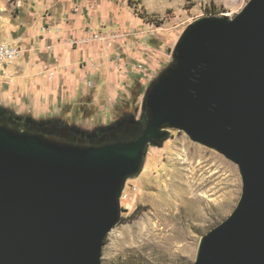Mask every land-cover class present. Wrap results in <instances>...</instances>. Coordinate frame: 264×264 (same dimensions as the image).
I'll list each match as a JSON object with an SVG mask.
<instances>
[{"label":"water","instance_id":"obj_1","mask_svg":"<svg viewBox=\"0 0 264 264\" xmlns=\"http://www.w3.org/2000/svg\"><path fill=\"white\" fill-rule=\"evenodd\" d=\"M142 106L149 120L141 135L101 146L0 125V264H102L123 185L147 145L167 138L165 126L236 164L242 183L236 207L202 237L190 264H264V0H249L231 19L192 22ZM131 122L70 130L90 140Z\"/></svg>","mask_w":264,"mask_h":264},{"label":"rangeland","instance_id":"obj_2","mask_svg":"<svg viewBox=\"0 0 264 264\" xmlns=\"http://www.w3.org/2000/svg\"><path fill=\"white\" fill-rule=\"evenodd\" d=\"M248 2L131 0V5L153 25L154 33L141 41L154 50L165 44L169 56L183 31L196 19L212 16L231 19ZM147 6L153 11L145 10ZM124 66L128 68L127 63ZM129 78L133 80L126 86L129 95L119 91L120 97L103 126L114 125L123 118H134L135 122L147 125L149 118L142 102L151 83L142 87L135 84L133 77ZM0 107L1 125L57 141L76 142L70 127L88 130L72 119L61 127L26 123L14 119L8 108ZM83 116L86 117V112ZM163 129L168 132L167 138L147 145L139 172L128 177L123 185L119 220L102 247V264H190L196 258L202 237L226 219L239 201L242 183L236 164L216 150L193 142L178 129L167 126ZM141 131L132 127L127 133L106 135L101 140H81L77 145L114 143L128 136L137 137Z\"/></svg>","mask_w":264,"mask_h":264},{"label":"crops","instance_id":"obj_3","mask_svg":"<svg viewBox=\"0 0 264 264\" xmlns=\"http://www.w3.org/2000/svg\"><path fill=\"white\" fill-rule=\"evenodd\" d=\"M147 18L131 0H0V40L19 49L14 62L0 65V105L16 119L61 126L72 119L85 132L110 126L103 125L119 91L129 95V77L143 87L170 63L165 44L154 50L141 41L154 33ZM99 30L124 32L126 43L74 44Z\"/></svg>","mask_w":264,"mask_h":264},{"label":"built area","instance_id":"obj_4","mask_svg":"<svg viewBox=\"0 0 264 264\" xmlns=\"http://www.w3.org/2000/svg\"><path fill=\"white\" fill-rule=\"evenodd\" d=\"M127 34L119 30H102L97 32L88 31L84 36L74 42V44H89L91 42H100L103 44H124L126 43ZM19 54V49L4 43L0 40V65L11 64ZM139 68V66H138ZM53 71L49 72V76ZM124 198H126L124 196Z\"/></svg>","mask_w":264,"mask_h":264},{"label":"flooded vegetation","instance_id":"obj_5","mask_svg":"<svg viewBox=\"0 0 264 264\" xmlns=\"http://www.w3.org/2000/svg\"><path fill=\"white\" fill-rule=\"evenodd\" d=\"M0 115H2V113L0 112ZM11 115V114H10ZM12 116V115H11ZM14 119H16L14 116H12ZM16 120H18V119H16ZM140 122H131V123H121V124H117V125H115L113 128H111L110 130H108V131H106V132H104V133H102L98 138H95V139H90V140H101V139H103V137H105L106 135H111V134H115V133H127L128 131H129V129L131 128V127H139V129H141L142 131H141V134L143 133V130H144V128H145V126H144V124H143V122L141 123V124H139ZM1 125V124H0ZM4 125V124H3ZM2 125V126H3ZM6 127H9V126H6ZM10 128V127H9ZM20 131H22V130H20ZM71 132V131H70ZM72 134H74L73 132H71ZM140 134V135H141ZM78 139H81L80 137H78L76 134H74ZM138 137V136H137ZM137 137H130V136H128L126 139H121V140H119V141H129V140H132V139H135V138H137ZM81 140H84V139H81ZM69 143V142H68ZM110 143H112V141H107V142H104L103 144H101V145H104V144H110ZM158 143H160V142H158ZM70 144H74V143H70ZM74 145H77V144H74ZM101 145H92V146H101Z\"/></svg>","mask_w":264,"mask_h":264},{"label":"trees","instance_id":"obj_6","mask_svg":"<svg viewBox=\"0 0 264 264\" xmlns=\"http://www.w3.org/2000/svg\"><path fill=\"white\" fill-rule=\"evenodd\" d=\"M145 113H146V116L148 117V113H147V109L145 108ZM146 125V124H145ZM132 128V127H131ZM69 131V130H68ZM70 132V131H69ZM71 133V132H70ZM74 135V134H73ZM75 136V135H74ZM104 138V137H103ZM75 139H76V142H72V143H74V144H77L78 142L77 141H81V139H78L76 136H75ZM69 143H71V142H69ZM106 240H107V238L105 239V242H106ZM104 242V243H105Z\"/></svg>","mask_w":264,"mask_h":264}]
</instances>
